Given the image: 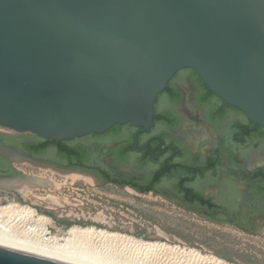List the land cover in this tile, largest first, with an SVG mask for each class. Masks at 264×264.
<instances>
[{
  "label": "water",
  "instance_id": "water-1",
  "mask_svg": "<svg viewBox=\"0 0 264 264\" xmlns=\"http://www.w3.org/2000/svg\"><path fill=\"white\" fill-rule=\"evenodd\" d=\"M184 68L264 125V0H0V126L18 137L60 142L126 123L149 130L158 95ZM46 157L63 162L56 148ZM15 163L105 186L79 169ZM49 183L0 174V187L16 192ZM0 264L75 263L0 245Z\"/></svg>",
  "mask_w": 264,
  "mask_h": 264
},
{
  "label": "flooded vegetation",
  "instance_id": "flooded-vegetation-1",
  "mask_svg": "<svg viewBox=\"0 0 264 264\" xmlns=\"http://www.w3.org/2000/svg\"><path fill=\"white\" fill-rule=\"evenodd\" d=\"M17 136L15 138H12ZM87 152L68 167L36 151L42 138L0 133V174H18L16 161L79 169L101 185L135 192L152 185L179 208L249 234L264 232V125L212 92L192 68L178 71L158 95L149 130L130 123L104 133L61 140ZM57 142V143H60ZM142 194H145L141 192Z\"/></svg>",
  "mask_w": 264,
  "mask_h": 264
},
{
  "label": "rangeland",
  "instance_id": "rangeland-1",
  "mask_svg": "<svg viewBox=\"0 0 264 264\" xmlns=\"http://www.w3.org/2000/svg\"><path fill=\"white\" fill-rule=\"evenodd\" d=\"M0 131L15 133L2 126ZM16 165L28 175L49 180L53 187L26 186L17 192L0 187V206L33 208L38 215L50 219V234L63 235L73 225L96 227L146 241L196 248L229 263L264 264V235L180 212L175 204L128 188L120 191V187L111 185L95 187L92 179L81 174Z\"/></svg>",
  "mask_w": 264,
  "mask_h": 264
},
{
  "label": "bare ground",
  "instance_id": "bare-ground-1",
  "mask_svg": "<svg viewBox=\"0 0 264 264\" xmlns=\"http://www.w3.org/2000/svg\"><path fill=\"white\" fill-rule=\"evenodd\" d=\"M49 223L31 207L0 206V245L75 264H232L196 248L96 227L73 225L63 235L50 234Z\"/></svg>",
  "mask_w": 264,
  "mask_h": 264
},
{
  "label": "trees",
  "instance_id": "trees-1",
  "mask_svg": "<svg viewBox=\"0 0 264 264\" xmlns=\"http://www.w3.org/2000/svg\"><path fill=\"white\" fill-rule=\"evenodd\" d=\"M52 145L58 146L59 155H63L68 159V167L74 166L75 164H77V162L82 163L86 161L87 152L70 141H62L60 143H57L56 141L42 139V143L33 145V149L36 151H44L46 147ZM150 188H152V185L140 189V192L146 193L148 192V190H151ZM68 224L71 225L72 222H68Z\"/></svg>",
  "mask_w": 264,
  "mask_h": 264
}]
</instances>
